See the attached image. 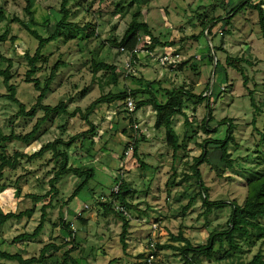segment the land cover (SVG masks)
<instances>
[{"label":"rangeland","instance_id":"374dc122","mask_svg":"<svg viewBox=\"0 0 264 264\" xmlns=\"http://www.w3.org/2000/svg\"><path fill=\"white\" fill-rule=\"evenodd\" d=\"M243 2L81 0L69 3L71 16L68 22L80 27L91 24L97 36L88 39L87 33L76 29L64 32L59 40L45 48L44 55L49 61L41 66L37 78L44 82L55 64L65 63L44 104L56 107L65 102L69 112L80 109L81 113L70 119L55 117L52 120V117L40 128L38 140L31 144L0 142V165L2 154L8 157L16 153L33 155L50 142L58 139L69 141L89 131L82 113L94 101L111 92L149 89L161 103L167 101L170 90L186 88L203 96L212 92L209 102L213 120L209 126L217 132L208 133L203 128V121L208 117L206 103L196 105L187 101L184 111L192 119L191 125L186 126L183 116L173 119L174 128L185 146L175 156L167 147L165 128L155 127L152 107H143L132 117L125 109V102L100 105L92 116L96 132L87 134L92 142H87L84 149L85 155H91V160L87 157L79 160L86 168H94L95 176L71 202L70 197L84 179L73 175L61 179L57 185L59 193L47 210V220L39 238L16 242L20 236L34 234L40 225L42 207L50 199L41 198L36 203L27 195L43 197L50 191V181L60 169V160L56 161L53 153L47 152L43 158L33 161L22 159L16 170L6 169L0 181V211L20 214L34 209V214L0 226V250L21 253L29 259L39 257L41 250L51 244L62 248L58 252L51 250L42 264H59L63 261V254L75 247L70 237V231H73L76 250L72 256L80 264H109L113 260H117L115 264H145L152 242L158 246L154 264H181L183 256L180 252L160 247L181 246L182 243L173 241L179 233H183L193 245H206L213 232L229 230L230 204L243 205L247 197L245 179L253 171L264 172V142L261 137L264 131V39L259 13L246 7L236 16L233 13L231 16L234 18L228 24L232 9ZM261 2L264 0H252L254 5ZM29 3L33 17L27 11ZM61 4L62 0H0V35L7 34V41L1 44L0 52L13 61L14 79L11 83L17 86V98L27 110L37 103L39 93L33 84L25 81L29 70L26 55L34 56L39 42L22 23L42 37L49 38L62 18ZM138 12L159 44L153 47L148 43L149 38L143 37L139 53L135 54L136 58L128 68L131 53L118 49L112 43L123 39ZM220 17L227 20L207 34L205 26ZM32 19L37 25L32 24ZM70 36L74 38L67 41ZM214 47L218 50L215 51ZM164 55H169L175 63L161 66L158 59ZM228 57L241 59L244 70L231 67L227 63ZM98 61L117 67L118 86L106 85V73L95 71L94 63ZM7 65L0 63L3 69ZM7 95L8 90L0 79V130L4 135L30 133L44 112H38L34 118L20 117L19 106L8 100ZM148 98L140 94L133 100L138 103ZM131 117L134 125L138 126V155L147 164V169L141 168L142 163H136V159L130 164L124 162L126 145L134 134ZM224 120L231 121L233 126V140L229 144V160L233 166L226 169L218 150L208 148L210 161L200 166V171L210 200L223 201L226 206L213 209L206 217V208L199 196L201 191L192 178V166L208 141L226 139L228 126H219ZM120 180L129 184L133 193L128 201L138 209L131 211L133 220L127 250L121 243L122 221L113 214H106L99 204L102 198L112 199L113 189ZM169 181L175 183L170 182L169 186ZM193 196H196V202L186 210ZM79 216L86 225L77 219ZM63 222L69 224L70 229L64 228ZM154 224L158 225L156 232ZM236 241L241 251L224 257L229 244L226 242L225 249L220 250L217 243L213 259L203 257L201 264H244L259 251L264 254V240L253 243L237 237ZM0 262L4 261L0 259Z\"/></svg>","mask_w":264,"mask_h":264},{"label":"trees","instance_id":"16d2710c","mask_svg":"<svg viewBox=\"0 0 264 264\" xmlns=\"http://www.w3.org/2000/svg\"><path fill=\"white\" fill-rule=\"evenodd\" d=\"M71 1H81V0H62L61 4V15L62 18L56 24L54 32L49 38L42 37L37 31L31 30L25 23H22L23 26L29 31V33L39 42V46L35 52L34 56L26 55V59L28 61L29 70L26 74V83L33 84L36 92L39 93L37 98V103L31 108V110H27L26 106L19 101L17 98V86L12 84L11 81L14 79V74L12 72L13 69V61L12 59L6 58L0 52V63H7V67L5 69L0 67V79L3 80L5 87L8 90L7 99L11 102L17 104L19 106V116L23 118H34L36 117L38 112H44V116L39 118L34 129L26 134H16L12 133L11 135H4L0 130V142L3 143H11L14 141H19L25 144H31L32 142H36L38 139V133L40 128L48 122L52 117V120H55V117L59 118H75L79 113H81L80 109H77L74 112H69L68 105L65 102H61L58 106L52 107L49 105H45L44 101L47 98L48 94L51 92L52 84L57 78L58 72L65 63L58 62L51 68V73L48 78L44 82H42L39 78H37V74L41 72L42 65L48 63L49 58L44 55L45 48L52 42L59 40L64 32H71L76 29L81 33H87V38L91 39L97 36L96 30L92 27L91 24H87L84 27H80L74 23L68 22L71 14L68 9V5ZM104 1V0H102ZM32 5L28 4L27 11L30 16L33 17L32 13H30ZM251 7L252 9L258 11L260 17V24L263 30V39H264V2L258 4H252V0H244V2L233 8L231 13L228 15L229 22L232 21L234 17L231 15L234 13L235 16L242 12L244 8ZM120 9V8H119ZM223 20H227L225 17H220L216 20H212L208 25L205 26V30H207V34L212 31L213 28L217 27V25ZM32 24L37 25L32 19ZM210 28V29H209ZM215 33V32H214ZM143 37H148L151 41V45L154 47L159 44L158 39L153 36L151 28L148 23L141 20V13L138 12L134 15L132 21L128 25V29L123 37V39L118 42V40H114L112 45L121 49L124 52L132 53L134 49L140 44ZM213 37V36H211ZM74 37L70 36L67 38V41L72 40ZM212 40V39H211ZM7 41V34L0 35V46L2 43ZM213 41V40H212ZM214 50H218L214 47ZM135 59V55H132ZM213 61V58H212ZM219 63V61L217 62ZM227 63L237 69L238 71H243L242 68V60L236 59L233 57L227 58ZM41 64V65H40ZM95 71H104L106 73L107 82L106 85H115L118 86L120 83V78L118 76V69L116 66L108 64L106 62L98 61L94 63ZM208 90H210V83H208ZM143 94L147 95L149 98L145 101H139L135 105V111L133 113H129L132 117L143 107L150 106L153 108L155 112V127L156 129L165 128L166 130V142L167 147L172 149L175 156L185 148V146L181 143L179 134L173 125V119L176 116L185 117L186 126L191 125L192 119L188 117L185 113V103L187 101H192L196 105L206 103V108L208 109V117L203 121V128L206 132H217L215 129H211L209 124L213 120L212 117V109L209 100L212 98V92L210 95H196L193 91H188L186 88H180L175 90H170L167 92L168 99L165 103H161L157 96L151 90H125L120 91L119 93H109L107 95H103L96 101H94L86 110L85 113H82L83 120L88 124L90 130L79 134L69 141H65L63 139H58L53 142H50L44 146H41L39 151L34 153L33 155H27L25 153H16L13 157H8L5 154L1 155V165H0V181L3 180L5 176V171L7 168L16 170L21 163V160L27 158L29 161L36 160L38 158H43L47 152H52L55 160H60L59 171H57L54 177L50 181L51 189L50 191L43 197H39L36 195H27V198L33 199L36 203L43 199H50L49 203L42 207V218L40 225L35 230L32 235H23L16 239L17 241L32 240L39 238L42 234L45 223L47 220V210L52 205V200L59 193L57 185L60 183L61 179L67 175L77 176L81 179H84V182L77 188V190L70 197L69 202L76 197L78 193H80L84 187L88 184L90 180H92L95 176L94 168H86L83 162L79 160H83V157H87L91 160V155H85L84 149L86 147L87 142L90 139L87 137L88 133L94 134L96 132V125L92 119V116L95 115L96 109L103 104H113L115 102H125L128 98H136L138 95ZM253 105H255L254 99ZM211 101V100H210ZM263 112V111H260ZM130 119V123L132 125V130L134 126V120ZM228 126L226 139L223 141L220 140H211L208 141L205 145H203L204 151L199 158L195 159V163L192 166V178H195L196 185L200 189L199 196H201L203 201V206L206 208L204 215L209 216L213 209H219L224 205L225 202H213L210 200L209 190L205 187L202 173L200 171V166L210 161V153L208 148L218 150V155L220 161L225 164L226 169L231 168L233 166V162L229 160V144L233 140L232 130L233 126L231 121H222L219 123V126ZM63 129L65 127L62 126ZM262 141L264 142V131L261 134ZM133 139V140H132ZM139 137L135 138L132 135L126 145V148L129 146H133L132 153L129 157L124 161L125 164H130L134 159L137 160L136 163H142L141 168L147 169V164L142 162L139 158ZM92 142V141H90ZM126 150V149H125ZM72 152V153H71ZM71 154H75L72 156ZM78 158V159H76ZM78 161V163H77ZM79 164V165H78ZM245 184L247 188V197L243 205H238L237 203L230 204L232 208V214L230 217V228L226 232H213L210 235V239L208 244L206 245H193L189 239H187L183 233H179L177 237H173L174 242L182 243L179 247H160V249L164 248H173L176 251L180 252L183 256V263L181 264H201V259L206 257L209 260H212L214 257L215 246L219 243L220 250L225 249V243L228 242L229 249L225 250V256L228 254L234 255L236 251H241L242 248L236 241V238L239 237L242 240H249L251 242H258L264 240V224H261V220H264V172H256L253 171L250 177L245 179ZM170 182L173 184L175 182L169 181L168 185L170 186ZM133 191L130 189L129 184L122 180L120 185V191L118 194L112 193V199L110 201L102 198L99 200V204L103 207L106 214H113L115 217L120 219L123 223L122 234H121V243L123 244V249L127 250V242L129 237V229L131 227V221L127 219L123 214L116 211L113 207V202L117 201L122 206H124L127 210L133 211L138 210L135 206L131 205L128 201V198L132 195ZM104 200V201H103ZM196 202V196H193L188 204L185 207L186 210H189ZM34 214V209L27 210L20 214H16L14 212L6 213L4 211H0V226L6 225L8 222L15 219H22L25 216H32ZM80 220L83 225H86V221L80 216L77 218ZM64 228L70 229V225L63 222ZM70 237L72 238V242L75 244V247L71 250H68L63 254V261L59 264H80L77 259L72 256V253L76 250V236L73 231H70ZM158 249V246H156ZM62 247H57L55 245H47L45 246L40 253L39 257H33L26 259L23 257L21 253H9L6 251L0 250V259L4 262H0V264H42L47 255L51 250L60 251ZM117 260L111 261L109 264H115ZM147 264V262H145ZM244 264H264V254L262 251H259L252 260Z\"/></svg>","mask_w":264,"mask_h":264},{"label":"built area","instance_id":"2783aa9c","mask_svg":"<svg viewBox=\"0 0 264 264\" xmlns=\"http://www.w3.org/2000/svg\"><path fill=\"white\" fill-rule=\"evenodd\" d=\"M148 43L151 44L150 39H148ZM139 45L134 49V51L131 53V55H135L139 53ZM132 59H130L129 64H128V68L131 66V63H133V57H131ZM159 63L161 66H166V65H171L173 63H175V61L171 60V57L169 55H164L163 57H160L158 59ZM130 71V70H129ZM131 72V71H130ZM133 75H136V73H133ZM135 101L133 100V98H128L127 101H125V109L129 112V113H133L135 111ZM134 140L135 138L138 137V126L135 124L134 125ZM133 140V139H132ZM132 149L133 146H129L128 148H126L125 152H124V161L129 157V155L132 153ZM124 172V171H123ZM122 180H120V182H118L116 184V186L113 189V192L118 194L120 191V185H121ZM113 207L116 211L120 212L121 214H123L127 219H129L130 221L133 220V217L131 215V211L127 210L124 206H122L119 202L114 201L113 202ZM158 228L157 224L153 225V230L154 232H156ZM156 253H157V248H156V244L155 243H151L150 244V254L147 257V264H154L155 258H156Z\"/></svg>","mask_w":264,"mask_h":264}]
</instances>
